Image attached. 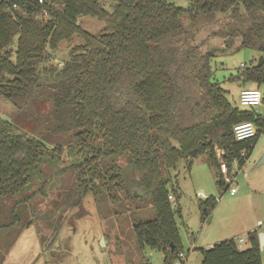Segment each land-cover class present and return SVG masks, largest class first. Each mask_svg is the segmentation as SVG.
Wrapping results in <instances>:
<instances>
[{
	"label": "trees",
	"instance_id": "trees-1",
	"mask_svg": "<svg viewBox=\"0 0 264 264\" xmlns=\"http://www.w3.org/2000/svg\"><path fill=\"white\" fill-rule=\"evenodd\" d=\"M187 1L179 6L169 0H0V95L22 107L45 81L57 83L51 94L55 132L70 134L77 146L76 187L112 201L150 198L156 217L133 229L140 248L162 251L164 264H173L183 250L176 219L179 185L165 172L182 159L190 168L208 151L223 186L216 148H223L230 170L234 158L242 166L264 129V116L233 106L213 77L210 60L222 49L203 48L196 40L210 25V34L222 36L232 50L258 49L262 63L255 60L242 75L264 82V0ZM80 15L105 23L91 32L78 22ZM75 35L82 41L69 59L58 69L47 66V48L56 50ZM245 120L258 130L237 140L233 127ZM63 151L61 144L47 146L0 117V202L29 189L39 164ZM215 199L201 200L203 216ZM12 224L0 222V238ZM244 243L229 238L199 247V264H263L259 231H249Z\"/></svg>",
	"mask_w": 264,
	"mask_h": 264
},
{
	"label": "rangeland",
	"instance_id": "rangeland-1",
	"mask_svg": "<svg viewBox=\"0 0 264 264\" xmlns=\"http://www.w3.org/2000/svg\"><path fill=\"white\" fill-rule=\"evenodd\" d=\"M169 1L179 6L188 4L187 0ZM78 22L91 32L99 31L105 23L92 15H80ZM212 27L198 31L196 40L203 41V48L222 49L210 60L213 77L226 89L233 106L264 116V99L256 106L241 105L239 101L240 90L245 86L259 87L264 97V82L247 80L242 75L244 69L259 59V50L246 46L232 50L222 36L210 34ZM81 41L75 35L71 41H61L56 50L48 47L50 60L46 65L60 68L63 65L60 62L65 63L71 48ZM16 43L15 37L11 46ZM238 43L236 39L235 44ZM48 82L52 81H45L46 87L38 89L22 107L0 95V117L47 146L64 147L62 153H54V159L39 164L29 189L0 202V222L13 220L11 228L1 231L0 251L6 250L1 264H164L162 251L149 246L140 248L133 229L134 223L156 217L150 198L112 201L104 194L94 196L76 187L75 162L80 157L75 153L77 146L70 134L55 132L51 96L55 87L47 85ZM222 151L223 148H216L217 155ZM263 153L264 129H261L245 163L235 166V192L219 185L217 168L211 164L208 151L194 158L190 168L182 159L175 169L165 172L179 185L181 210L177 211L176 219L183 250L189 257L185 264L200 263L201 253L194 247L246 237V230L254 225L264 229V224L258 225L259 220L264 223V162L257 164ZM130 175L134 177L133 172ZM139 192L136 188V195ZM209 195L216 199L203 216L205 207L200 202ZM22 210H26L23 216Z\"/></svg>",
	"mask_w": 264,
	"mask_h": 264
},
{
	"label": "built area",
	"instance_id": "built-area-1",
	"mask_svg": "<svg viewBox=\"0 0 264 264\" xmlns=\"http://www.w3.org/2000/svg\"><path fill=\"white\" fill-rule=\"evenodd\" d=\"M43 14L46 16L47 11L44 10ZM60 63L63 64L62 62ZM243 65L245 64L243 63ZM239 101L241 105L256 106L262 103L263 93L259 87H244L240 90ZM257 130L258 128L256 124L253 121H249V120L241 121L235 124L233 127L234 136L237 140L250 138L256 134ZM223 155H224V150L222 151V153L218 152L217 155V157L219 158L220 177L225 187L229 191L235 192L237 191V186H236L237 181L235 180L236 179L235 166L237 165V159L236 158L233 159V168L230 170L229 165L227 161L224 159ZM169 199L171 200L172 206L176 207L177 201L175 197L172 195V193H169ZM263 224L264 223L261 220L258 222L259 226H262ZM244 241H245L244 236L237 239V242L240 245L244 243ZM188 259H189L188 254L185 253L184 250H182L179 252L173 264H185L188 261ZM190 264L192 263L190 262Z\"/></svg>",
	"mask_w": 264,
	"mask_h": 264
},
{
	"label": "water",
	"instance_id": "water-1",
	"mask_svg": "<svg viewBox=\"0 0 264 264\" xmlns=\"http://www.w3.org/2000/svg\"><path fill=\"white\" fill-rule=\"evenodd\" d=\"M262 61H263V55H260L257 64L260 65L262 63ZM47 85L56 87L57 83L55 81H52V82H48ZM262 162H264V153L260 157V159L257 162V164H260ZM259 241H260V247H261V249L264 250V230L259 232Z\"/></svg>",
	"mask_w": 264,
	"mask_h": 264
},
{
	"label": "crops",
	"instance_id": "crops-1",
	"mask_svg": "<svg viewBox=\"0 0 264 264\" xmlns=\"http://www.w3.org/2000/svg\"><path fill=\"white\" fill-rule=\"evenodd\" d=\"M245 87H246V86H245ZM253 87H256V86H253ZM259 221H260V220H259ZM259 221H258V222H259ZM255 226H256V225H254L253 227H249V228L246 230V232L248 233L249 231L254 230V229H257L259 232L264 230V229H259V228H257L258 226H256V227H255ZM247 233H246V234H247ZM213 244H214V243H210L209 245H206V246H199V247H205V248H208V247H211ZM199 247H194V248L197 249V248H199ZM198 251H199V250H198Z\"/></svg>",
	"mask_w": 264,
	"mask_h": 264
}]
</instances>
